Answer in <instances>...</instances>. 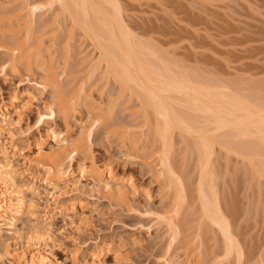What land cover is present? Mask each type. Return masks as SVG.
I'll return each instance as SVG.
<instances>
[{
	"label": "rangeland",
	"instance_id": "obj_1",
	"mask_svg": "<svg viewBox=\"0 0 264 264\" xmlns=\"http://www.w3.org/2000/svg\"><path fill=\"white\" fill-rule=\"evenodd\" d=\"M16 1L0 0V14L18 8ZM47 2L34 0L44 8L49 5ZM115 2L126 28L137 37L136 41L142 42L137 43H148L147 47L155 52L154 58L152 54L147 55L148 60L161 55L164 63L170 65L171 73L184 75L182 78L189 79L191 84L199 83L203 87H212L213 91L229 92L232 97L251 101L252 104L247 102L249 107L256 105L263 109L264 0ZM50 5L49 9L43 8L34 15V33L26 46L31 41H38L45 50H50V53L49 50L46 52L61 73L62 89L91 74L86 91L89 95L85 93L81 100V112L70 118L71 134L84 131L91 123L88 121L96 116V106L105 111L111 104L106 123L93 125L89 145L99 166L108 164L116 178L130 183L127 182L128 193L123 201L97 192L89 181L76 182L78 191L58 198L48 195L43 189V180L36 175L37 167L30 159L39 147L49 149L55 146L52 141L41 146L47 137V127L35 128L36 111L51 101L54 89L41 90L33 82L39 74L38 64H33L28 72L22 69L15 73L6 68L0 72V116L8 121L0 129V163L8 162L13 167L16 184L11 186L0 181V204L6 206L15 199L16 190H23L26 206L13 221V226L9 225L11 215L8 212L0 215V264H47L39 258L45 252L61 264H166L165 259H170V264H233L234 255L228 257L220 248L222 236L216 226L202 215V207L215 199L223 211L236 212L234 218L238 225L235 227L243 232L238 235L244 240L243 248L252 250L253 245V250L256 246L261 248L256 247L259 251L256 249L255 253L252 250L250 255L245 254L243 264H264L261 255L264 241L257 239L264 234L263 140L259 138L258 145L257 138V141L249 140L248 136L243 142L235 138V133L231 135L224 130H215L214 133L212 124L204 122L209 120L205 118L206 114L201 112L203 116L187 107L183 109L180 103L172 102L188 126L196 127L210 137V134L217 136L204 149L199 143L195 144V141L199 142L197 133L177 128L169 130V139L163 149L176 171L175 175L177 173L176 177L182 181L185 195L178 214H174L179 232L172 239V230L158 218L174 193L170 190L173 184L170 177L164 173L161 175L157 172L159 167L156 165V169L153 165L162 146L161 139L155 138L158 135L154 133L151 113L147 114L146 120L142 114V98L138 94H119L118 83L104 70V62H97L98 49L91 38L71 23L70 16L60 12L56 2ZM20 16L24 21L28 14ZM5 23L0 22V68L7 57L4 40L26 37L24 29L15 34L17 36L2 35ZM118 123L133 128L146 127L145 130L141 128L143 132L137 137L138 142L132 141V137L123 141L106 128L111 124L118 127ZM10 128L16 133L15 137L8 134ZM242 142L246 143L245 148ZM145 143L147 145L143 147ZM240 146L244 148L241 152ZM244 150L251 157L245 159L244 153V156L238 155ZM142 151L147 153L142 156ZM205 159L209 163L204 171ZM77 164L74 162L71 169L74 173H78ZM62 186L61 183L59 188ZM199 189L207 190L205 197L199 195ZM1 194H5L2 199Z\"/></svg>",
	"mask_w": 264,
	"mask_h": 264
},
{
	"label": "bare ground",
	"instance_id": "obj_2",
	"mask_svg": "<svg viewBox=\"0 0 264 264\" xmlns=\"http://www.w3.org/2000/svg\"><path fill=\"white\" fill-rule=\"evenodd\" d=\"M115 1L48 0L47 3L49 5L44 8L43 5L34 3V0H17L15 3H19L18 8H15L13 11H11V9L8 14H0V22H6L1 31L2 35H7L6 33L15 35L20 34L24 29L26 31V37H23L24 39H17V37H15L13 39L4 40L6 42H4L3 48L7 51V57L5 59V63L3 62L4 64L1 65L0 72L6 71V68L15 73H20L22 69H25L28 72L33 67V64H38L39 66L37 67H39V74L36 76L37 78L33 79V82L41 90H47L48 88L54 89L53 96L50 99L51 101L45 102V106L43 105L44 107L42 109L39 108L36 111L37 115L35 118V128L37 126L41 128L47 127L45 130L47 137L44 138L41 146L50 141L55 142V146L49 149L39 147L35 155L32 159H30L37 167L36 175L38 178L43 180L42 182L44 184H42V186L44 185L45 187L43 188L44 191H46L51 197L58 198L62 194L66 195L72 191H78L79 188L75 185L76 182L89 181V184L97 192H103L108 198L116 197L118 200L123 201L128 193L127 184L130 183L129 180L123 181V179L121 180L116 178L111 172L108 164L99 166L95 162L94 155L92 154L91 147L89 145V142L92 141L91 137L92 127H94L93 125H99L101 123H103L101 125H104V123H106L108 115L112 110V107H110L111 104L105 111H102L98 106H96L94 109L96 116L94 119L91 118V120L88 121L91 123H88L89 125L87 124L88 126L84 129V131H81L77 135H72L69 127L70 118L72 115L81 112V100L84 98L83 96L85 93H87L86 91L89 85L88 78L91 74L75 84L72 83L70 86L66 85L69 87L62 89L60 84L61 73H59L57 68L54 67L56 65L52 62V58L48 57L50 55V50L47 49L49 50V53H47L48 51L45 50L38 41H35L34 43L31 41V43L26 46L29 42V37L34 33L33 17L36 12L41 11L43 8L49 9V7H51L50 4L56 2L60 12L64 15L70 16L71 23L77 25L85 35L91 38L95 47L98 49L97 62H104V70L109 72V74L112 75L114 80L118 83L119 94L121 93L124 95L125 92H129V94L132 95L138 94L140 99L142 98L140 101L143 111L142 114L145 116L146 120H148L147 114L151 113L153 117L151 120L155 123V136H159L154 137L159 138V140L161 139L160 141L162 146L159 152L154 151L155 154L156 152L157 154L156 157L154 156V159H156L154 161L156 162H153V165L155 164V168L156 165L159 167L156 169L159 170L157 172H160L161 175L164 173L170 177L169 181L173 183L170 190H173L172 192L174 193L172 194L174 196L171 197V202L165 209L164 213L159 215L158 218L163 220L167 227L172 230V239H175L179 230L177 231L178 226L175 227L176 220H174V214H178V210L181 208L180 204L184 203L183 199H185V195L183 194L184 186L181 183L182 181L179 179L180 177H176L177 173L175 175L176 171L173 169V166H171V163H169L170 159L167 158L168 155L166 156L163 149L166 141L169 139V130L171 128H177L179 130H183V132L197 133L196 140L198 139L199 142L195 141V144L199 143L200 147L202 146L204 149H206L205 147L210 144L211 139L213 137L215 139L217 136L210 134L212 135L210 137L205 132V135H203L204 133L201 131L199 132L196 127L188 126L186 124L187 120L185 119V121L182 118V115L179 116L177 114V111L173 108L174 106H172V102L180 103V105L184 107L183 109L187 107L192 109V111L193 109L197 110V113L206 114L205 118L208 117L209 120L206 119L204 122L212 124V132L215 130L223 132L221 130H224V133L231 132V135L232 133H235L233 134L236 136L235 138H238L237 140H242L243 142L248 136L249 140L250 138H257L258 145L261 140L264 142V107L262 109L253 105L254 107L252 108L248 106L249 102L247 101V103L246 99L240 98L242 96L238 99L235 96H230L229 92L213 91L212 87L208 85H206L208 87H203V84H191V81H188L189 79H185V77L184 79L182 78L184 75L181 76L177 73H171L169 71L170 65L168 66V63H164V60L160 57L161 55L157 57L159 59L155 56V59H153L154 63L152 62V58L150 59V62L147 55L152 54L151 56H153L155 55V52L151 50V48L149 49V47H147L148 43L147 45H143L145 44L143 43V46L141 44L139 45V43H142L139 39L137 40L139 43H137L135 40L137 37L133 36L124 25V21L122 20L119 11L120 8L119 6H116L117 3ZM22 13L28 14L26 20L24 21H21L22 19L20 20V15ZM54 20H57L56 17H54ZM179 98H182V100L179 101ZM148 108H150V111H148ZM189 109L187 111H189ZM56 117H58V119H56ZM7 122L8 121L5 117L1 115L0 129H2ZM120 125L121 124L116 127L111 124L107 125L106 128L108 132L116 135L118 139L124 141L127 138L132 137L131 139L134 142L138 140V136H140L139 134H142L143 131L141 132V128L145 130L144 126L146 127V125H139L140 128L135 126L133 128V126H128L129 124ZM8 134L11 137H15L16 135L11 128L8 130ZM257 139L255 141H257ZM146 145L147 144L145 143L143 147ZM244 145H246V143H243V147ZM261 145L264 146V144ZM243 147H238L240 152ZM250 147H252V145ZM198 149L200 150L199 146ZM145 153L147 152H140L142 156ZM243 153L246 155L245 159L251 157L249 154L247 155L245 150L242 154L238 153V155L240 154V156H244ZM141 155L139 156L141 157ZM151 155H149V157ZM74 162L78 163L75 165L78 168V173H74L71 170ZM208 163L209 160L205 159V162H203V169L208 166ZM77 174L78 178L76 180L75 177ZM0 181L8 183L11 186H15L16 184L14 169L8 162H4L0 166ZM61 183L63 184V188H59ZM203 187L205 188V186ZM58 188L59 191L57 190ZM206 189L209 188L207 187ZM205 191L207 190L203 191L201 189L199 195L201 197H205L203 196ZM4 195L5 194H1V199ZM24 197L23 190H16V197L13 201L9 202L6 206L0 204V215L6 212L11 215L9 225L13 224L15 218L26 206ZM206 198L208 199L209 197ZM215 200H211L212 202H209L202 207V215H204L205 218H208L210 223L213 224V226L215 225V228H217L221 234L222 244L220 245V248L224 251L225 255H228V257L230 255H234V263L243 264L242 261L244 260L245 254H251L250 251L253 250L255 245H253L252 250L243 248L244 240L238 238V235H242L243 232L235 227V224H237L234 218L236 212L233 210V212H228L225 211V209L223 211V208H220L221 206L218 204V201ZM9 230H11V228ZM263 235L262 237L259 235L257 239L260 240L261 238L264 241ZM245 241L247 240L245 239ZM256 247L253 250L254 253L259 246L257 248ZM259 249L261 248L259 247ZM257 251L259 250L257 249ZM101 253H104V251ZM261 253V255H263L262 257H264V252H262V250ZM186 255L188 256L187 253ZM39 258L47 264H61L58 259L50 258L48 252L40 255ZM164 261H166V264L171 263L170 259H165Z\"/></svg>",
	"mask_w": 264,
	"mask_h": 264
}]
</instances>
